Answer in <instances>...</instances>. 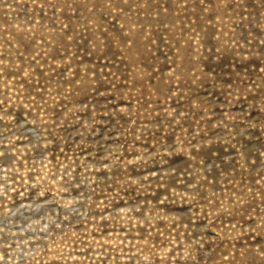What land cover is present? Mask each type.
<instances>
[{
	"label": "rangeland",
	"instance_id": "rangeland-1",
	"mask_svg": "<svg viewBox=\"0 0 264 264\" xmlns=\"http://www.w3.org/2000/svg\"><path fill=\"white\" fill-rule=\"evenodd\" d=\"M0 264H264V0H0Z\"/></svg>",
	"mask_w": 264,
	"mask_h": 264
}]
</instances>
